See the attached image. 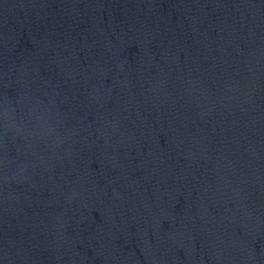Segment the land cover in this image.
I'll return each mask as SVG.
<instances>
[{
  "label": "water",
  "instance_id": "obj_1",
  "mask_svg": "<svg viewBox=\"0 0 264 264\" xmlns=\"http://www.w3.org/2000/svg\"><path fill=\"white\" fill-rule=\"evenodd\" d=\"M0 264H264V0H0Z\"/></svg>",
  "mask_w": 264,
  "mask_h": 264
}]
</instances>
